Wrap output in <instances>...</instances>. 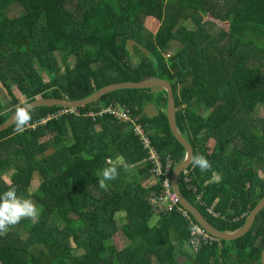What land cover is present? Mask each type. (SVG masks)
Returning a JSON list of instances; mask_svg holds the SVG:
<instances>
[{
  "label": "trees",
  "instance_id": "16d2710c",
  "mask_svg": "<svg viewBox=\"0 0 264 264\" xmlns=\"http://www.w3.org/2000/svg\"><path fill=\"white\" fill-rule=\"evenodd\" d=\"M151 80L170 82L177 128L211 164L204 172L189 165L178 178L181 194L216 230H241L264 198V0H0V85L26 99L0 97V125L38 98L77 101L111 84ZM167 102L162 88L121 89L79 114L34 108L22 133L15 124L0 132V192L14 186L38 208L0 233V264H263L264 209L245 236L217 238L195 253L191 214L184 217L179 202L157 213L150 203L163 187L132 124L86 116L128 107L177 166L186 151ZM149 104L158 109L153 117L143 113ZM110 164L118 175L101 187L97 174ZM35 175L38 192L30 194ZM119 213L122 249L107 234Z\"/></svg>",
  "mask_w": 264,
  "mask_h": 264
},
{
  "label": "water",
  "instance_id": "95a60500",
  "mask_svg": "<svg viewBox=\"0 0 264 264\" xmlns=\"http://www.w3.org/2000/svg\"><path fill=\"white\" fill-rule=\"evenodd\" d=\"M151 88H162L166 91L168 102L166 108V115L169 121V125L172 131L174 138L178 141V143L184 147L186 151V158L180 165H177L174 169L172 185L175 194L178 197L179 203L183 206L185 210H187L191 216L199 223L200 226L211 236H214L220 240L232 241L235 239H239L245 236L248 232L253 228L258 215L264 209V198L257 205L254 211L251 213L247 223L243 226V228L239 231L233 233H223L211 226L203 217V214L190 202H188L183 195L181 194L178 187V178L180 174L189 166V160L191 156L194 155L193 149L190 144L181 136L176 123V105L174 100V93L170 82L166 80H151V81H143V82H122L108 85L91 96L83 99L73 101L70 99H56V98H39L34 101L28 102L25 105L28 106L29 111L40 107V106H49V105H59L65 108H80L92 104L98 101L104 95L114 92L121 89H151ZM24 106V105H23ZM143 113L148 117H153L158 113V110L154 104H149L144 106ZM14 115V114H13ZM13 115L3 124L0 125V132L5 131L9 127L14 124L12 119ZM262 263L264 264V253L262 256Z\"/></svg>",
  "mask_w": 264,
  "mask_h": 264
},
{
  "label": "built area",
  "instance_id": "2783aa9c",
  "mask_svg": "<svg viewBox=\"0 0 264 264\" xmlns=\"http://www.w3.org/2000/svg\"><path fill=\"white\" fill-rule=\"evenodd\" d=\"M79 114L78 108H65L60 112V114ZM104 114H110L115 119L121 122H128L131 123L133 126V131L135 136L141 142V148L144 152L147 153V162L152 165L151 173L153 176L161 181L163 191L160 195H150L149 200L151 205L154 207V211L157 213L158 211H163L166 209H174L179 202L177 195L173 192V185H172V178H173V170L176 167L172 158L170 156L165 157L163 159L161 155L153 148L150 138L147 136L146 131H144L142 124H140L137 119L133 117L132 112L126 106L120 105H111L105 108H102L95 112H89L86 116L95 117L97 115L102 116ZM187 171L184 172L186 175L185 181H188L189 178L187 176ZM200 199V197H198ZM208 213L212 214L213 216H218L217 214L213 213L210 209H206ZM179 211L182 213L184 217L190 220L188 212L186 210ZM192 225L191 230V246L195 253L199 252V250L204 245H209L214 242H218V239L214 236L208 234L202 226L198 223H194L190 221Z\"/></svg>",
  "mask_w": 264,
  "mask_h": 264
},
{
  "label": "clouds",
  "instance_id": "9594fccd",
  "mask_svg": "<svg viewBox=\"0 0 264 264\" xmlns=\"http://www.w3.org/2000/svg\"><path fill=\"white\" fill-rule=\"evenodd\" d=\"M15 124V132L22 133L28 122L31 120V114L27 105L17 107L12 117ZM189 163L198 168L201 172L211 167L208 159L201 154L191 156ZM118 175L117 167L110 164L99 170L97 174V183L103 187L105 181L114 180ZM215 179V177H213ZM38 216V208L30 198H22L17 195L16 188L9 187L0 192V233L7 231L8 226L17 224L21 218H35Z\"/></svg>",
  "mask_w": 264,
  "mask_h": 264
},
{
  "label": "rangeland",
  "instance_id": "374dc122",
  "mask_svg": "<svg viewBox=\"0 0 264 264\" xmlns=\"http://www.w3.org/2000/svg\"><path fill=\"white\" fill-rule=\"evenodd\" d=\"M218 26L219 25H217V24L214 25V27H212V30L214 31V28L216 30ZM131 53L133 56V60L135 61L138 57L134 53L133 45H132ZM0 91H1L0 97L2 98V100L4 101L5 104L11 103L13 101V98L17 99V101H19L20 103H25V101H26L25 97L20 93V91L17 90L16 86L11 87V95L8 93L7 88L4 86H1V85H0ZM258 116L261 118H264V108H260V110L258 111ZM11 172H13V171L8 170V173L3 177V180L7 183H9L10 175L13 174ZM39 184H40V178L38 175H35L33 182H32V185L29 189V193L30 194H37ZM124 215H125L124 213L117 214L115 217L114 223L109 225L107 228V234L112 236L110 239L111 245H114L118 249H122V248L126 247L128 244V241L126 240L124 235H122V231H121V225H122L121 221L123 220ZM154 220L155 219H153V221ZM24 223H26V219L21 218V220L17 224L14 225V229L16 230V229L20 228V226Z\"/></svg>",
  "mask_w": 264,
  "mask_h": 264
},
{
  "label": "crops",
  "instance_id": "0c3cea01",
  "mask_svg": "<svg viewBox=\"0 0 264 264\" xmlns=\"http://www.w3.org/2000/svg\"><path fill=\"white\" fill-rule=\"evenodd\" d=\"M156 106V105H155ZM157 108V107H156ZM158 110V109H157Z\"/></svg>",
  "mask_w": 264,
  "mask_h": 264
}]
</instances>
